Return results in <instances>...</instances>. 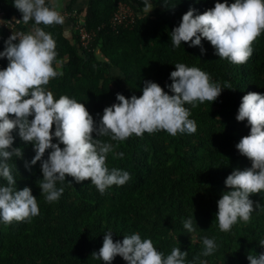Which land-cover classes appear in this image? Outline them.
Returning a JSON list of instances; mask_svg holds the SVG:
<instances>
[{
    "label": "trees",
    "instance_id": "obj_1",
    "mask_svg": "<svg viewBox=\"0 0 264 264\" xmlns=\"http://www.w3.org/2000/svg\"><path fill=\"white\" fill-rule=\"evenodd\" d=\"M118 2L128 3L136 15L130 27L112 26ZM150 3L152 10L148 14L141 11L143 0H90L85 11L68 8L66 11L75 12L70 18L74 29L70 37L64 22L41 24L55 39L56 60L62 72L45 87L55 97L66 94L83 102L94 120H98L96 114L102 115L103 108L115 102L116 93L126 98L139 96L145 80L164 88L171 83L169 76L175 70L174 64L183 62L209 73L223 88L220 96L213 102H198L195 107L185 105L191 110L190 118L197 123L193 133L178 132L173 136L166 130L145 131L123 141L100 137L115 145L114 152L124 153L121 158L110 152L106 164L127 170L129 181L101 193L90 179L77 183L66 176L63 185L57 183L64 187V192L51 203L39 188L40 162L30 165V171L25 168V161L30 162L35 155L32 145L13 131L12 147L22 149V158L13 156L9 160L12 174L18 190L31 188L38 200L39 215L0 223V264H105L91 254L99 250L103 235L109 230L114 242L138 232L142 238H150L165 255L173 247H180L188 253L186 262L202 252L203 236L215 237L217 244L211 255L200 256L207 264H249L247 255L264 252L259 244L264 239V191L250 196L256 211L249 221L238 219L229 231H221L215 219L216 202L223 191L229 190L224 184L226 177L233 168L251 166V161L235 148L250 128L245 126L246 121L238 122L235 117L244 94L264 93V32L253 41V55L241 64L219 58L205 39L204 55L199 47H189L187 42L173 49L170 32L189 6L202 13L214 6V0ZM0 6L5 12L3 22L22 17L13 0H0ZM80 18L95 33L88 49L80 45L76 30ZM33 23L24 22L19 28L27 32ZM8 37L7 28L0 26V51ZM7 63L6 58L0 59V68ZM256 203L261 205L259 209L255 208ZM189 216L194 217L198 227L193 233L183 227V220ZM111 264L127 262L117 256Z\"/></svg>",
    "mask_w": 264,
    "mask_h": 264
},
{
    "label": "clouds",
    "instance_id": "obj_2",
    "mask_svg": "<svg viewBox=\"0 0 264 264\" xmlns=\"http://www.w3.org/2000/svg\"><path fill=\"white\" fill-rule=\"evenodd\" d=\"M13 6L22 14L23 22L31 20L34 23L27 32L12 33L0 51V59L8 61L6 67L0 68V180L6 181L0 183V223L39 215L38 200L31 188L25 186L18 190L12 174L9 160L13 156L22 158V149L12 147L13 131L33 147L35 155L30 162L25 161V168L30 171V165L40 162L39 188L47 202L59 200L64 187H58L57 183L63 185L66 176L77 183L90 179L103 193L112 185H124L130 173L107 166V154L111 152L122 158L124 153L114 152L115 145L100 137L123 141L145 131L166 130L173 136L178 132L193 133L197 123L190 118L191 110L185 105L195 107L198 102H213L223 90L200 67L176 62L169 76L171 83L164 86L168 91L152 80H145L141 95L126 98L116 93L115 102L104 107L102 115L96 114L99 119L94 120L83 102L66 94L55 97L45 87L50 79L62 75L60 62L56 60L55 39L40 26L63 24L64 16L53 0H13ZM151 10L150 0H143L141 11L148 14ZM262 32L264 0H232L231 3L214 0V6L202 13L189 6L178 26L170 32V45L175 49L187 42L189 47H199L204 55L206 49L202 39H205L219 58L241 64L253 55V41ZM235 119L246 121L245 126L250 128L249 134L243 136L235 148L251 161V166L233 168L224 181L229 190L223 191L217 200L215 215L221 231H229L238 219L249 221L256 211L250 196L264 191V93L244 94ZM46 150L49 151L45 159ZM260 207L256 203L255 208ZM194 221L193 216L183 220V227L189 233L198 228ZM201 240L204 247L200 255L186 262L188 253L180 247H173L165 255L150 238H142L138 232L126 234L122 240L114 242L109 230L103 235L102 246L91 256L105 264H111L117 256L127 264H197V261L207 264L200 256L211 255L217 244L215 237L203 236ZM259 244L264 247V239ZM247 260L249 264H264V252L249 254Z\"/></svg>",
    "mask_w": 264,
    "mask_h": 264
},
{
    "label": "built area",
    "instance_id": "obj_3",
    "mask_svg": "<svg viewBox=\"0 0 264 264\" xmlns=\"http://www.w3.org/2000/svg\"><path fill=\"white\" fill-rule=\"evenodd\" d=\"M134 1H142V0H134ZM61 14L64 16V19L71 18L73 15H75V12H68V11H60ZM5 16V12L0 6V18H3ZM135 13L132 9V7L125 2H118V8L117 11L114 13L112 17V26L114 28L117 27H130V25L135 23ZM24 22L22 21V17L9 19L4 21V26L7 28L9 36L13 34H16L17 32H23L22 29L19 28L20 25H22ZM76 30L78 32L80 45L88 49L95 38V33L93 31H89L86 28V25L84 24V20L80 18V22L76 25Z\"/></svg>",
    "mask_w": 264,
    "mask_h": 264
},
{
    "label": "crops",
    "instance_id": "obj_4",
    "mask_svg": "<svg viewBox=\"0 0 264 264\" xmlns=\"http://www.w3.org/2000/svg\"><path fill=\"white\" fill-rule=\"evenodd\" d=\"M89 2L90 0H53L54 6L60 11H66L68 8H71L72 10L85 11L89 6ZM64 25L67 36L70 37L73 35L74 29L69 18L64 19ZM0 26L4 27V22L1 18Z\"/></svg>",
    "mask_w": 264,
    "mask_h": 264
}]
</instances>
